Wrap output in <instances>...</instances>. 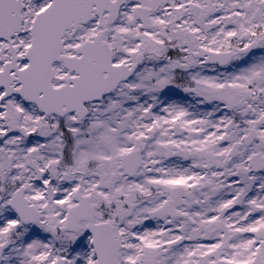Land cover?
<instances>
[{
    "label": "snow or ice",
    "instance_id": "6c2138e0",
    "mask_svg": "<svg viewBox=\"0 0 264 264\" xmlns=\"http://www.w3.org/2000/svg\"><path fill=\"white\" fill-rule=\"evenodd\" d=\"M0 264H264V0H0Z\"/></svg>",
    "mask_w": 264,
    "mask_h": 264
}]
</instances>
